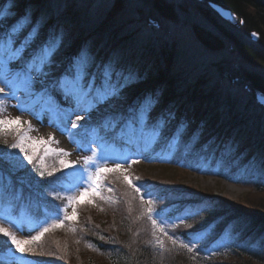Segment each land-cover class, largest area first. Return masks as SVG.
Instances as JSON below:
<instances>
[{
  "label": "trees",
  "instance_id": "16d2710c",
  "mask_svg": "<svg viewBox=\"0 0 264 264\" xmlns=\"http://www.w3.org/2000/svg\"><path fill=\"white\" fill-rule=\"evenodd\" d=\"M123 1L115 0L102 21L91 28L73 3L62 10L49 0H0L4 13L0 23L8 30V37L0 42V61L6 62L10 48H19L35 28V39L24 50V59L11 65L13 70L45 43L58 42L56 75L81 53L97 65L113 62L118 73L133 74L135 79L123 88L120 100L96 110L105 128L126 132L118 146L102 140L106 134H101L99 124L94 125L91 114L80 120L72 115L78 125L72 128L68 116L72 106L61 105L53 95L55 104L49 105L46 98L30 94L24 86L13 90L25 108L32 104L33 112L42 107L38 114L47 113L51 121L59 118L60 127L84 148H95L91 140L96 136L115 152L116 159L134 160L131 148L142 147L146 151L138 153L157 161L160 175L140 170L138 161L130 171L131 185L119 180V171L105 173L99 182L100 194L92 195L89 189L74 204L76 219H62V228H50L57 221L41 216L46 207L60 212L67 199L58 190L70 178L72 167L62 165L58 152L44 144L24 151L13 148L19 142L17 131H0V219L13 228L9 231L1 223L0 227L18 239L14 227L20 225L36 224L34 237L43 232L39 240L22 245V264H264V108L254 102L242 107L222 91L204 85L203 76L185 82L175 64L176 41H164L158 47L137 43L135 34L124 33L127 21L115 22V9ZM143 1L153 14L166 18H175L176 8L183 6L174 0ZM210 1L231 9L235 20L220 17ZM196 9L201 13L200 22L192 26L197 40L210 50L228 46L236 52L234 62L217 63L220 71L228 63L232 79L237 76L253 96L264 93V0H197ZM255 31L259 37L254 41L250 37ZM5 78L11 84L19 82L5 70L0 72V87ZM139 84L145 88L131 102L129 94ZM141 104L151 108L148 126L126 125L130 108ZM174 170L225 180L246 191L237 200H228L219 195L224 193L219 187L184 182L181 175L171 177ZM14 249L10 237L0 233V264L9 262L8 252Z\"/></svg>",
  "mask_w": 264,
  "mask_h": 264
},
{
  "label": "rangeland",
  "instance_id": "374dc122",
  "mask_svg": "<svg viewBox=\"0 0 264 264\" xmlns=\"http://www.w3.org/2000/svg\"><path fill=\"white\" fill-rule=\"evenodd\" d=\"M49 1H51L53 6L56 8H61L62 10L65 9L69 3H73L77 10H81L83 12V18L86 19V24L91 28L102 21V19L108 14L115 3V0ZM135 1L137 2L132 5L128 0H124L123 3H121V5L115 9V13H117L116 18L114 19L115 22L117 20L120 22L127 21L124 33L130 31L131 33L135 34V38L138 40L137 43L141 41L143 44L150 42L155 47H158L161 42L164 41L167 43L168 41H176L178 54L175 64L177 66L179 75L183 77L185 82H192V80H194L196 77L203 76L201 80L203 81L204 85H209L212 86V88L215 87L217 90L222 91L227 97L238 101V104L242 105V107L245 103L254 102L256 104H260L256 99V95L253 96L249 89L238 83L239 79L237 76L233 79L231 78L232 73H228V63H225L222 68V72L220 71L221 69L218 68L217 63H219V61H223L224 59H226V62L230 59H232V62H234L233 59H235L236 52L231 51L228 46H224L221 50H210L202 42L197 40L192 27L193 23H195V21L199 23V19L201 18V13L196 9L197 0H174L175 3L178 1L177 3L182 2L183 5L176 8L175 18H166L162 15H159L157 12L156 14H153V12L149 10V5L145 1ZM123 5H125L124 10L121 11L120 8ZM119 9L120 11L117 12ZM175 19H177V21ZM20 83L23 85L21 81ZM8 88H10L8 90L12 92V89L15 88V85H8ZM5 89L8 96L0 99V119L14 120L15 118L19 117L21 125L23 127L28 126L26 131L21 130L20 132L25 137H31L30 140L24 139L23 144L21 145L23 149H26L27 146H38V144H41L40 141L43 140L47 141L46 146L48 148L52 146L53 148L56 147L59 149L57 155L60 156L62 160L65 161V159L68 158L71 161H77L81 167H76L74 169L72 177L74 178L73 183L75 185L79 183L81 168H84L88 173V184L94 182V169L90 164L85 162L86 157H92L95 163L101 167L103 166L102 164H106L107 166L115 165L112 163L116 161V158L110 153L109 150L108 152H105L94 147L91 149H86V151L82 150L78 145H76V142H73L69 138L67 132H63V129H61L55 123V121H58L59 118H55L54 121H51L49 118L50 116L47 115V113L38 114L41 115L42 119L37 114H30L27 112V110H25L24 107L18 104L16 95L13 93H8L7 88ZM53 93H55V97H57L58 100L62 99L59 101L60 103L70 104L63 99L60 93L56 91H53ZM135 93V91L131 92L129 94L130 97L136 95ZM227 107H229V105H227ZM261 107L263 106L261 105ZM90 114L93 122L96 123V120L98 119L96 116V111H93ZM29 124H31L33 129L31 131H29ZM15 126L16 125H10L8 128ZM103 131L105 132L106 130ZM18 136V140L20 141L21 135L19 134ZM117 138H122V134L118 135ZM61 149L64 151L66 150L67 154H62L60 151ZM51 150L53 151V149ZM101 156H107L110 159L105 163L104 161L100 160ZM119 162L121 163L122 167V170L119 171V174H121L119 180L123 182V179L125 180L126 176L130 177V171H134L135 167L131 161L128 160H121ZM139 163L141 164L139 167L140 170L142 169L151 172L150 174L160 175V168H158L160 165L154 161H151L147 153L141 156ZM143 164L147 166H144ZM179 171L174 170L171 173V177L175 176V178L178 179V177L181 175V179L182 181L184 180V182L186 181L194 185L199 184L202 186L211 185L215 189L216 187H219L222 192H224L222 194L219 193V195L223 198H227L228 200L230 199L235 201L246 191L244 187L237 186L234 183L219 181V179L217 180L213 177L204 178L197 174H188V172L183 174ZM88 184H85L84 187H88ZM84 187L78 188L76 191H74L75 197H78L80 193L84 191ZM65 210L66 215L64 214V216H68L72 213L70 206H68ZM20 234L23 239L31 236V232L28 230H25Z\"/></svg>",
  "mask_w": 264,
  "mask_h": 264
},
{
  "label": "snow or ice",
  "instance_id": "6c2138e0",
  "mask_svg": "<svg viewBox=\"0 0 264 264\" xmlns=\"http://www.w3.org/2000/svg\"><path fill=\"white\" fill-rule=\"evenodd\" d=\"M4 13L0 12V16ZM37 29H33L32 32H29L28 36L25 37L24 42L20 45L19 48H10L7 60L0 61V72L5 70L15 79L21 81L24 86V90L30 94L45 99L49 105L55 104L51 93L56 91L61 94L63 99L69 102L72 107L68 109L69 123L72 128L78 127L77 123L71 120V116L75 115L76 120L82 119L85 115H90L91 112L96 111L100 106L109 105L115 101L121 99V93L125 86L132 83L135 79L133 74H123L118 73L116 67H114L113 62H108L102 65H97L95 60L90 59L87 55L81 53L80 55L74 57L68 68L60 72L59 75L55 73L59 71V66L57 65L54 56L59 48L58 42H49L42 45L40 48L27 59L24 60L23 65L16 70H13L11 65L18 61L24 59V50L30 46V44L35 39V34ZM14 34L16 30H13ZM9 45L12 44V40L8 41ZM95 67L96 71H92ZM4 84L11 85V81L5 78L3 80ZM40 85V91H36V85ZM4 92V88L0 87V93ZM59 110V105H55ZM151 108L143 104L130 108L129 116L124 123L135 128L137 125L148 126L150 119ZM123 119L121 114H117ZM21 124L20 118L17 117L14 120L12 119H0V131H5L10 125H16L15 131L21 135V140L18 143L11 145L13 148H21V151L24 149L21 147L24 139H31V137H25L22 133L19 132V126ZM33 130L31 124H29V131ZM115 130V128H113ZM40 143H47V141L41 140ZM61 153H64V150H60ZM67 154V153H64ZM110 158L107 156H101L100 160L105 163L108 162ZM27 160L31 162L32 157L27 156ZM85 162L90 164L93 169V183L88 184L89 176L87 171L84 168L80 169L81 176L79 183L75 188L69 189V191H76L78 188L84 187L85 184H88V187H84V191L80 193V196L88 195L89 188L92 190V195H99V180L102 179L98 174L106 172H115L122 170L120 162H113L115 167H101L96 164L92 157H86ZM60 163L65 167H74V165L61 160ZM126 163V162H125ZM41 177L44 176V172L39 173ZM49 176L52 175L51 172L48 173ZM125 180L129 185L132 184V181L129 177H125ZM111 191V189H109ZM136 191L139 192L140 189L137 187ZM143 199V197H142ZM80 197H71L69 203H80ZM91 203V201H89ZM151 203V200H149ZM152 209H148L149 214L152 213ZM157 216L160 213H156ZM151 219V215L149 216ZM64 219H76V211L73 209L71 216H65ZM57 222H54L50 225V228H62L64 226L63 220L60 219L59 214L56 217ZM163 222V221H162ZM153 225H156L157 221L152 219ZM49 227L44 228V232L50 230ZM74 231V229H73ZM0 233L10 237L11 244L15 245L17 251L23 253L25 248L22 245L37 241L43 236V232L40 236L32 237L31 240L27 239H18L16 235L8 232L6 228L0 227ZM171 239V237H169ZM162 243V242H161ZM175 244L176 241L173 240ZM185 248H189L188 244L182 245ZM191 251L192 249L189 248Z\"/></svg>",
  "mask_w": 264,
  "mask_h": 264
},
{
  "label": "water",
  "instance_id": "95a60500",
  "mask_svg": "<svg viewBox=\"0 0 264 264\" xmlns=\"http://www.w3.org/2000/svg\"><path fill=\"white\" fill-rule=\"evenodd\" d=\"M209 6L214 8L223 19L230 21L235 20V13L231 9L224 7L222 4L220 5L215 1H210ZM258 37L259 34L256 31L252 33V39H254V41L258 40ZM256 99L264 106V93L257 92Z\"/></svg>",
  "mask_w": 264,
  "mask_h": 264
},
{
  "label": "bare ground",
  "instance_id": "6f19581e",
  "mask_svg": "<svg viewBox=\"0 0 264 264\" xmlns=\"http://www.w3.org/2000/svg\"><path fill=\"white\" fill-rule=\"evenodd\" d=\"M129 1V3H131L132 5H134V3H136L137 1H135V0H133V2L131 1V0H128ZM124 7H125V5H123L122 7H121V11L122 10H124ZM262 105V104H261ZM263 106V105H262ZM264 107V106H263ZM233 188H235V187H233Z\"/></svg>",
  "mask_w": 264,
  "mask_h": 264
}]
</instances>
